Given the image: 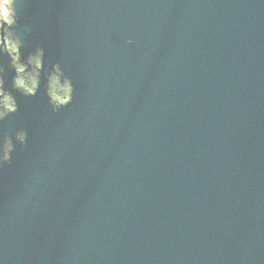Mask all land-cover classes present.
<instances>
[{"label":"water","instance_id":"water-1","mask_svg":"<svg viewBox=\"0 0 264 264\" xmlns=\"http://www.w3.org/2000/svg\"><path fill=\"white\" fill-rule=\"evenodd\" d=\"M0 4V264H264V0Z\"/></svg>","mask_w":264,"mask_h":264}]
</instances>
